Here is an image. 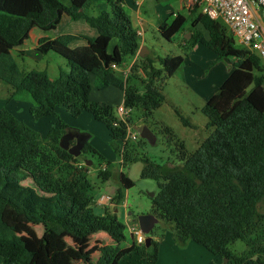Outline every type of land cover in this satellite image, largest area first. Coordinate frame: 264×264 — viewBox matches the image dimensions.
Listing matches in <instances>:
<instances>
[{
    "label": "trees",
    "instance_id": "trees-1",
    "mask_svg": "<svg viewBox=\"0 0 264 264\" xmlns=\"http://www.w3.org/2000/svg\"><path fill=\"white\" fill-rule=\"evenodd\" d=\"M124 0H109L110 11L90 14V0H0V80L12 88V97L27 93L36 104L30 108L34 119L56 115L55 107L64 105L73 115L82 111L105 124L112 146L122 163L136 160L129 141L125 140L131 125L130 112L139 110L144 121L164 102L162 84L183 63L181 55L140 58L139 35ZM194 4L192 11L198 8ZM65 14L72 20H83L97 32L95 37L62 34L41 37L36 50L54 52L65 60L68 69L59 68L51 79L45 70L23 72L12 51L28 39L32 28L43 32L55 30ZM185 17L177 14L171 22H161L158 29L170 40L182 27ZM200 24L205 37L196 31L190 45L201 44L217 58H232V70L218 91L201 108L213 130L190 154L179 143L180 165L166 169L163 164L143 159L141 177L160 182L159 191L149 197L152 214L174 225L177 242L192 241L223 264H264V237H250L249 231L264 218L259 204H264V65L260 57L245 47L235 45L234 38L219 20L201 12L192 25ZM77 39L85 44L71 47ZM113 47L110 50V43ZM186 44V42H185ZM23 53V52H21ZM136 56L127 76L117 72L127 57ZM156 61L160 67L155 65ZM134 81L135 83H133ZM137 83V84H136ZM115 87L123 91L126 118L120 119L111 104L90 98L98 91ZM179 118L186 123L180 113ZM52 127L45 138L16 118L9 110H0V257L5 264H72L76 260L90 263L91 251H83L92 235L104 232L112 244L98 249L92 264H118L125 255H139L147 264L158 261V242L149 246L137 244L121 247L126 225L116 213L104 209L98 215L92 209L93 185L88 168L78 164L77 157L60 148L59 139L65 124ZM163 131L172 136L168 127ZM138 143H141L140 141ZM91 150L88 141L82 151ZM101 181L110 177L105 168ZM124 188L132 183L123 175ZM123 198L122 191L116 195ZM7 205L15 214L43 227L42 239L30 249L14 225L6 222ZM135 222H137L135 220ZM69 238L81 250L75 253L64 247ZM242 240L247 247L235 255L229 245Z\"/></svg>",
    "mask_w": 264,
    "mask_h": 264
},
{
    "label": "rangeland",
    "instance_id": "rangeland-1",
    "mask_svg": "<svg viewBox=\"0 0 264 264\" xmlns=\"http://www.w3.org/2000/svg\"><path fill=\"white\" fill-rule=\"evenodd\" d=\"M59 1L64 5L69 4V0ZM126 1L134 4L140 0ZM186 2L187 0H141L139 5V17L146 22L144 25L145 32L143 36H139V39L142 41L143 37L144 46L147 47L150 56L157 59L181 55L183 63L176 73L162 84L161 91L164 95V102L154 111L151 119L144 121L139 110L132 109L130 112L131 128L146 125L154 137L153 142L142 139L140 136L136 141H129L132 149L131 155L136 157V160L122 163V157L119 153L122 151V142L118 143L119 152L115 151L105 124L94 119L88 111H82L75 116L66 106L60 105L56 107V115L34 119L30 108L35 107L36 104L31 97L27 93L12 97L11 86L0 80V110L7 109L13 112L21 122L36 131L41 138H45L52 127L57 128L59 121H62L66 126L63 135L72 131L88 136L87 141L92 147V151H81L77 156V161L79 165L84 166V169L88 168L87 175L93 185L92 209L94 212L102 215L104 209H108L116 213L118 220L126 225V238L121 242V247L132 242V238L128 234V226L132 225L135 220L137 221L139 215L152 214L149 197L150 194H156L159 191L160 182L158 180L152 177H141L145 167L143 159L163 164L166 169L180 165L181 161L178 158L179 143H182L187 154H190L209 136L213 127L208 125V119L202 113L201 108L207 99L218 91L232 68V58H209V49L204 45H197L195 49H192L188 40L191 34L199 31L207 37V32L200 24L192 25L202 7L198 6L195 11H192L195 1ZM89 3L90 6L86 11L90 14H96L103 10L110 11L109 0H90ZM125 11L132 14L135 21V14L127 6ZM177 14H182L185 21L180 30L170 40H167L162 36L158 27L163 21L171 22ZM137 27L140 29L141 26ZM56 28L59 32H75L83 35L85 33L84 28L90 27L81 19H70L61 21ZM47 33L51 34L52 31ZM234 41L236 46H241L236 38ZM29 42V40L26 41L28 44L25 46L26 52L18 55V52L12 51L14 60L21 71L45 70L51 79H55L59 68L68 69L65 60L59 55L54 52L43 54L29 49ZM185 42L186 44H184ZM85 43L83 39H77L70 46L76 47ZM112 47L113 42L110 43L109 49L111 50ZM262 64L264 65V61ZM155 65L160 67L157 61ZM115 70L117 71V69ZM121 74L127 76L124 72ZM91 99L99 103L111 104L116 115L117 107L122 104L121 95L114 87L101 91L92 89ZM175 110L180 113L186 123L179 118ZM165 126L171 130V137L163 131L162 127ZM139 141L141 143H138ZM69 146H72L71 143ZM104 165L110 172V177L106 181H101L98 176L101 167ZM121 174L132 183L131 187L124 188L122 186ZM119 190L123 194L120 201L116 199ZM6 207L4 214L6 222L16 227L27 247L36 248L38 241L42 239L43 227L30 223L22 216L15 214L11 206L7 205ZM258 209L264 214V204H259ZM249 235L250 237L255 235L264 237V218L249 231ZM147 236L158 242V261L156 264H197L201 260L197 253L189 250L185 252V245L177 242L174 236V225L171 222L158 219L152 230L147 235L144 234V238ZM63 242L64 247L72 253L81 250L80 246L69 238H65ZM112 243L110 237L104 232L92 235L86 247L82 249L83 251H91L89 254L90 263L76 260L72 264L94 263L99 254L98 249L103 245ZM246 248L242 240H237L229 245L230 251L235 255H240ZM221 261L224 260L221 259ZM118 264H147V262L139 255L132 254L122 257Z\"/></svg>",
    "mask_w": 264,
    "mask_h": 264
},
{
    "label": "built area",
    "instance_id": "built-area-1",
    "mask_svg": "<svg viewBox=\"0 0 264 264\" xmlns=\"http://www.w3.org/2000/svg\"><path fill=\"white\" fill-rule=\"evenodd\" d=\"M193 1L202 7V14L221 21L242 47L256 53L264 61V0ZM128 112L123 103L117 107V116L120 119H124ZM138 137V132L131 128V125L128 126L125 140L136 141ZM101 169H105V165ZM128 234L135 243H144V234L137 222L128 226Z\"/></svg>",
    "mask_w": 264,
    "mask_h": 264
},
{
    "label": "crops",
    "instance_id": "crops-1",
    "mask_svg": "<svg viewBox=\"0 0 264 264\" xmlns=\"http://www.w3.org/2000/svg\"><path fill=\"white\" fill-rule=\"evenodd\" d=\"M188 2H189V0H187L186 3H188ZM69 3H70V0H69ZM140 4H141V0L138 1V2H135L134 4H130V3H128V1L124 0L123 1V8L125 9V7L127 6L129 8V10H131V12H133L135 14V21H134V19L132 18V14L129 13V15H130V17L132 19L133 25L137 29L138 35L139 36H141V35L143 36V34L145 32V26L144 25H145L146 22L144 21V19H141L139 17V15H140L139 5ZM67 5H69V4H67ZM68 20H70V17L67 16V15H65V14H63L61 16L60 22L61 21H68ZM139 25L141 26L140 29L137 27ZM84 29H85V33L83 34V36H87V37H95V36H97V32H96V30L94 28L90 27V28H84ZM62 34H80V33H75V32H62V31L59 32V31H57V28H56L55 30H52V33L51 34H48L47 32H43L42 30H40L38 28H32L31 31H30V33H29L28 39H26L20 47L15 48L14 50L16 52H18V55L21 54V52H23V53L26 52L27 50H26V47L25 46L28 45L26 43L27 40L30 41L29 42L30 43L29 44L30 45L29 46L30 47L29 49L36 50V46H37V42H38V39L39 38H41V37L55 38V37H57L59 35H62ZM144 45H145V43H144V39L142 37V41H140V47H139V49L142 48V52L143 53H146V56H150V52L148 51L147 47L144 46ZM197 45H201V44H196V45L192 46V49H195V46H197ZM208 51L210 53V54H208V57L209 58L213 57V59H216L217 55L212 50H210V49ZM212 55H215V56H212ZM135 59H136V56H134V57H127L126 60H125V63L121 67H116L115 69H117V71H119V73L124 72L125 74H127L128 71H129L130 66L135 61ZM231 70H232V68L229 70L228 75L230 74ZM227 76L225 77V79L227 78ZM124 78H125V76H124ZM108 88H106V89H108ZM106 89H104V90H106ZM117 90L119 91V93L121 95V98H122L121 99V103H123V91H121L119 89H117ZM91 92H92V90H91ZM91 92H90V98H91ZM55 110H56V107H55ZM11 113L17 118V116L13 112H11ZM124 206H125V204H124ZM184 245H185V248H184L185 252H187L189 250V251H192L193 253H197L201 257L200 262H198L197 264H223L224 263V261H221L220 262V260H221L220 258L212 255L204 247H202V246H200V245H198V244H196V243H194L192 241H188ZM201 249H205L206 252H204L205 250H201ZM247 263H249V262H247ZM0 264H5V263H3L1 257H0Z\"/></svg>",
    "mask_w": 264,
    "mask_h": 264
},
{
    "label": "water",
    "instance_id": "water-1",
    "mask_svg": "<svg viewBox=\"0 0 264 264\" xmlns=\"http://www.w3.org/2000/svg\"><path fill=\"white\" fill-rule=\"evenodd\" d=\"M137 56L140 58H144L146 56V53L142 52V48L139 49L137 52ZM134 129L138 132L139 136L142 139H146L149 142H153L154 137L149 130V128L146 125H141V126H134ZM75 138V144L72 146H69L70 141ZM88 136H85L84 134L78 133V132H72L68 131L64 135H62L59 139V146L60 148L66 150L69 154H71L74 157H77L84 146V144L87 142ZM153 194H150L152 196ZM158 218L154 216L153 214H142L137 217V224L143 234H148L154 225L157 223ZM150 237L147 236L145 237V244L146 246H149L150 242ZM226 259H224V262Z\"/></svg>",
    "mask_w": 264,
    "mask_h": 264
},
{
    "label": "flooded vegetation",
    "instance_id": "flooded-vegetation-1",
    "mask_svg": "<svg viewBox=\"0 0 264 264\" xmlns=\"http://www.w3.org/2000/svg\"><path fill=\"white\" fill-rule=\"evenodd\" d=\"M75 138H73L71 141H70V143H71V145H73V144H75Z\"/></svg>",
    "mask_w": 264,
    "mask_h": 264
}]
</instances>
